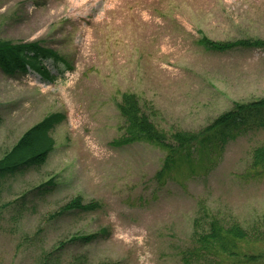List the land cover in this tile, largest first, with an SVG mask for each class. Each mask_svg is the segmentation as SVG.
I'll use <instances>...</instances> for the list:
<instances>
[{"label":"rangeland","instance_id":"obj_1","mask_svg":"<svg viewBox=\"0 0 264 264\" xmlns=\"http://www.w3.org/2000/svg\"><path fill=\"white\" fill-rule=\"evenodd\" d=\"M203 34L264 38V0H0L2 39L39 41L70 66L57 74L46 62L51 81L0 68V156L44 116L66 114L46 162L0 181V264H209L184 257L200 204L264 228V173L250 168L263 126H242L223 150H198L161 178L165 149L112 144L128 91L156 106L167 132L264 96V49L207 50ZM78 195L99 209L59 211Z\"/></svg>","mask_w":264,"mask_h":264},{"label":"trees","instance_id":"obj_2","mask_svg":"<svg viewBox=\"0 0 264 264\" xmlns=\"http://www.w3.org/2000/svg\"><path fill=\"white\" fill-rule=\"evenodd\" d=\"M198 44L207 50L221 52L237 47L264 49V38L247 37L236 41H220L203 34ZM46 62H51L57 74L70 68L64 57L39 41L13 42L0 37V68L5 73L14 75L17 72L27 73L32 69L45 80L58 78L51 68L47 67ZM121 96L118 108L124 118V124L121 126L123 133L114 139L112 144L120 147L144 141L156 143L165 149L167 155L164 165L158 171L159 178L172 173L171 168L179 161L193 158L198 150H223L230 139L237 136L235 131H239L242 126L252 123L264 127V96L250 101L235 102L229 110L222 112L205 127L196 131L175 128L171 132L157 126L155 118L159 115V111L152 102H143L131 91L122 93ZM65 119L64 112H52L24 131L13 146L0 156V181L23 170L43 165L55 146L54 137L50 132ZM251 157L250 168L258 174L264 173V141L252 149ZM51 186L53 180L46 181L37 188L47 189ZM3 206H7V203ZM99 207L97 201L85 203L78 195L59 211L69 209L90 211ZM211 212L204 204H200L192 224L194 245L186 252L185 258L189 256L190 259L197 258L198 261L204 259L208 260L209 264H219L224 260L233 264L264 262V249L262 250L260 245L264 241V228L257 223L244 226L234 215L227 220ZM102 231L106 233L107 229L103 228ZM96 237L97 234L94 233L80 236L77 240L91 242Z\"/></svg>","mask_w":264,"mask_h":264}]
</instances>
